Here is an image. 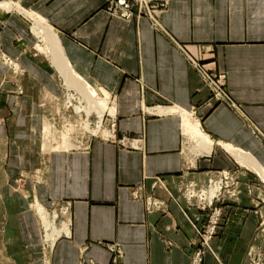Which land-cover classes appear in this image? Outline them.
<instances>
[{"label": "crops", "instance_id": "obj_1", "mask_svg": "<svg viewBox=\"0 0 264 264\" xmlns=\"http://www.w3.org/2000/svg\"><path fill=\"white\" fill-rule=\"evenodd\" d=\"M108 10V0H0V264H193L201 250L202 264H264V0H170L161 28ZM33 20L111 96L116 116L102 128L114 124L115 140L47 141L61 137L68 94ZM206 75L227 99L212 97ZM222 171L238 195L215 203L211 253L198 233L209 212L186 190ZM148 199L162 208L150 212Z\"/></svg>", "mask_w": 264, "mask_h": 264}, {"label": "built area", "instance_id": "obj_2", "mask_svg": "<svg viewBox=\"0 0 264 264\" xmlns=\"http://www.w3.org/2000/svg\"><path fill=\"white\" fill-rule=\"evenodd\" d=\"M169 4L170 0H108V11L111 16L125 20L132 19L135 16H148L152 19L156 28H161L160 17L161 14L167 10ZM8 61V59L5 60V62ZM206 81L211 88L212 97L214 99L224 101L228 98L223 91L221 79L215 80L213 77L206 75ZM113 119L111 115H108L106 120L110 124ZM115 131V125L111 124V130L108 131V134L105 136L106 139L115 140ZM236 186L237 180L234 174L229 171H222L218 174L217 179L210 180L209 187L206 190H196L194 186L186 190L188 200H196L200 204L202 210L209 212L206 226L198 230L202 248L206 250L211 249L210 242L216 235L219 222L222 219L223 213L219 207L215 206V203L222 201L224 195L230 198H236L238 195ZM160 208H162L161 201L148 199V210L150 212ZM262 225H264V220L262 221ZM111 250L120 253L116 246H113ZM203 256V250L199 251L195 256L193 264H202Z\"/></svg>", "mask_w": 264, "mask_h": 264}, {"label": "bare ground", "instance_id": "obj_3", "mask_svg": "<svg viewBox=\"0 0 264 264\" xmlns=\"http://www.w3.org/2000/svg\"><path fill=\"white\" fill-rule=\"evenodd\" d=\"M4 8H7V5H3ZM35 21V30L37 32L38 35L44 36L46 39V45L50 50V56L54 62V64L62 71V74L64 75V77L67 80V83L69 85L70 88H74L77 89L85 98L87 101H89L90 103L93 104V108L94 109H98V111L102 114H104L102 120L101 118H99V121L97 122V125H95L98 130L95 131V134L98 135V133H101L103 136H106L108 134V131L103 130L102 126L105 120V116L107 114L111 115L112 117L116 116V111L114 109V106L111 105V96L106 93L105 91L102 93L104 94L103 98L99 97L98 93L96 92L95 89L91 88L85 81H83L70 67L67 59L65 58L60 42L58 40V37L56 34H54L51 30H47L45 29L44 26H42L40 24L39 21L34 20ZM67 100H69L68 102V106L69 107H74L75 111L77 112L76 108L79 107H83V102L81 100H79V98H76L75 95H68ZM74 102L78 103V106L74 104ZM160 112H171L173 111V109H159ZM175 111V110H174ZM182 117L184 115V113H189L188 111H178ZM77 113H81V112H77ZM86 114V113H85ZM89 119V118H88ZM89 121V120H88ZM187 125V129L186 131L191 133V138L193 139H197L199 137V133H198V129L197 127L192 126V123L190 121L186 122ZM88 128L89 130L91 129V124L88 123ZM212 142L210 141L209 138L207 137H203L202 136V144L203 146L205 145L207 149L210 150V146L209 144H211ZM68 232V228H65L61 231H56L55 235H53L54 237L52 238V245L54 244V242L56 241V239H58L62 234H65ZM52 232L50 230L47 231V228H45V237H47V235H51ZM49 264V262H47Z\"/></svg>", "mask_w": 264, "mask_h": 264}, {"label": "rangeland", "instance_id": "obj_4", "mask_svg": "<svg viewBox=\"0 0 264 264\" xmlns=\"http://www.w3.org/2000/svg\"><path fill=\"white\" fill-rule=\"evenodd\" d=\"M9 8H12V5H11V7L9 5L8 9ZM32 23L35 25V21L34 20H33ZM34 25H33V30L36 33V35L42 41V44H39L37 46V48L38 49L40 48V49H43L44 50L46 48V46H47L46 45V41H45L46 39L43 38V37H41V36H39L37 34V32H36V30L34 28L35 27ZM48 50H49V48H48ZM41 52H44V51H41ZM45 54L51 59V61L53 63V60H52L51 56L48 55L47 53H45ZM0 58L4 62L7 59L6 56L2 52L0 53ZM53 65H54V63H53ZM57 69L59 70V72L61 73V75L64 78L63 87L66 89L65 92L68 95L69 94L75 95V97L76 98H79V100H81L84 104H83V107L76 108L77 109V112H81V113H77L75 111V108L74 107L67 108V106H68L67 104H68L69 100H67V97L66 98L64 97L63 100H62V110L61 111L59 110L61 112V114H60L61 116H57L56 117L57 118V124L59 125V127H57L58 128V131H61L62 132L61 137H60L59 140L58 139H55L56 137L54 135V132L48 131L47 132V136H46L47 137V141H54V142L55 141H58L56 144L62 145L63 144V140L65 142V141H67L69 139L68 141L70 142V144H68L67 142H65L64 145L67 146V147H70V149H73V148L79 147L82 144V142H84L87 139H89L90 134H94L95 136H98V137H104L101 133H98V135L95 134V131L98 130V128L95 125H97V122L99 121V118H101V120H102L104 114L100 113L98 111V109H94L93 108V104L90 103L89 101H87L86 98L77 89L70 88L69 85H68V83H67L66 78L62 74V71L59 68H57ZM96 92L98 93L99 97L105 99L104 97H102L103 96L102 95V91L100 92L99 90H96ZM74 104L78 106V103L74 102ZM111 105H113L112 100H111ZM87 116H90V117H87ZM54 123L55 122H52V125ZM88 123L91 124V129L90 130H88V127H87L88 126ZM52 125L51 124H48V126H49L48 128L53 129V126ZM103 130H105V129H103ZM65 138H67V139H65ZM60 149H64L65 150L67 148L61 147ZM53 215H55V214H53ZM57 217H58V215H57ZM263 220H264V217H263L262 221ZM262 228L264 230V226ZM56 231H61V230H56ZM43 232H44V230H43ZM55 232H54L53 235H55ZM43 234L45 235V232ZM50 242H51L50 244L52 246V239H51ZM46 247H47V249L49 251V248H50L49 244H48V246L46 245ZM210 247H211V245H210ZM207 251L212 253L211 249H208ZM47 259L48 258H46V262H47ZM251 264H261V261H259L258 259L257 260L251 259Z\"/></svg>", "mask_w": 264, "mask_h": 264}]
</instances>
